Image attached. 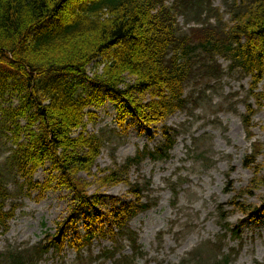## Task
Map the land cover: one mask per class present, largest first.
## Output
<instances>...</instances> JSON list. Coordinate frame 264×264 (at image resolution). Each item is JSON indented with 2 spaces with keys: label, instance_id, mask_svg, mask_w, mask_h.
I'll return each mask as SVG.
<instances>
[{
  "label": "trees",
  "instance_id": "trees-1",
  "mask_svg": "<svg viewBox=\"0 0 264 264\" xmlns=\"http://www.w3.org/2000/svg\"><path fill=\"white\" fill-rule=\"evenodd\" d=\"M227 8L230 23L213 0H0V101L7 95L18 100L17 106L0 105V141L3 135L11 145L9 156L0 159V228L11 219L6 207L16 197L9 183L17 186V194H24L25 187L45 190L34 183V176L48 163L58 173L59 185L74 194V206L66 221L57 223L56 234L46 233L35 246L0 252V264H39L52 250L61 252L66 246L83 263L84 249L106 237L112 247L97 260L131 264L132 258H144L130 222L155 205L145 195L152 183L132 184L128 174L145 160L170 158L182 132L165 122L197 106L204 93H188L190 86H207L223 77L219 58L230 63L231 73L251 79L243 124L254 138L252 119L264 108V92L259 91L264 82V0H232ZM180 17L195 26L183 31ZM91 65L94 72L89 75ZM112 98L118 101L120 120L164 127L156 147L146 146L123 165L99 172L102 187L126 182L130 193L124 200L112 199L101 211L97 206L103 204L102 197L89 195L77 177L92 173L104 147L101 134L86 131L85 119L93 116L87 110ZM252 99L255 104L249 103ZM252 145L245 166L250 169L257 168L264 154L263 145ZM181 184L169 185L175 197ZM83 208L91 210L83 219L84 233H75L74 242L68 243ZM225 210L219 208L222 220H227ZM222 226L225 233L217 242L199 247L181 264H231L238 251L222 253L223 239L229 231L234 238L239 234ZM124 242L133 255L118 259Z\"/></svg>",
  "mask_w": 264,
  "mask_h": 264
},
{
  "label": "rangeland",
  "instance_id": "rangeland-1",
  "mask_svg": "<svg viewBox=\"0 0 264 264\" xmlns=\"http://www.w3.org/2000/svg\"><path fill=\"white\" fill-rule=\"evenodd\" d=\"M231 2L213 0L214 6L223 13L225 23H230L227 4ZM178 24L185 32L195 26L183 17L178 18ZM218 64L224 72L219 81L189 87L188 93L196 92V96L204 93L197 106L168 119L166 127L182 132L170 158L159 162L145 160L139 169L133 168L128 174L127 179L132 184L151 181V192L145 195L155 204L130 223L146 255L132 258L131 264H181L199 247L217 242L225 233L222 224L239 234V238H234L229 231L223 239L222 253L238 251L231 264H264V184L260 182L264 179V154L258 158L257 168L245 167L246 158L253 151L252 144L260 143L264 148V108L252 119L254 138L250 139L243 117L247 113L245 100L251 79L231 73L226 59L219 58ZM93 72L94 65H91L88 73L92 75ZM259 89L264 92V82ZM11 102L17 106V97L7 95L0 105L8 107ZM249 103L255 104L253 99ZM87 112L93 116L85 119L86 131L101 134L104 147L92 173L82 172L77 178L86 186L89 195L98 193L102 197L103 204L97 206L102 211L112 199L124 200L130 193L126 182L102 187L99 172L123 165L146 146L156 147L162 141L160 131L164 126L148 128L132 118L120 120L119 104L114 98ZM1 136L0 159L4 161L11 145ZM59 181L58 173L48 163L34 176V183L46 186L45 190L28 191L25 187L24 194H17V186L9 183L16 197L6 207V211L12 212L7 226L0 228V252L35 246L45 239L46 233L56 234L57 223L66 221L74 206V194L59 185ZM171 184H181L177 197L169 187ZM221 206H225L227 220L219 215ZM90 214L87 208L78 213L77 225L70 229L68 243L74 242L75 233L83 235V219ZM112 243L110 237L96 238L82 252V257L86 258L83 263L79 261V253L66 246L61 252L52 250L39 264H88L92 258L95 259L93 264H113V259H96L111 248ZM123 245L122 254L116 256L118 259L133 255L129 244ZM201 251L205 254L207 248ZM89 256L92 258H87Z\"/></svg>",
  "mask_w": 264,
  "mask_h": 264
}]
</instances>
